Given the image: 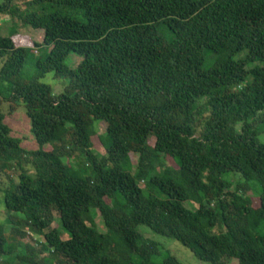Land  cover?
<instances>
[{"label": "trees", "instance_id": "trees-1", "mask_svg": "<svg viewBox=\"0 0 264 264\" xmlns=\"http://www.w3.org/2000/svg\"><path fill=\"white\" fill-rule=\"evenodd\" d=\"M0 14L43 32L0 35L2 264H182L139 227L202 263L264 264V0H5ZM20 103L36 150L5 123L1 105Z\"/></svg>", "mask_w": 264, "mask_h": 264}, {"label": "rangeland", "instance_id": "rangeland-1", "mask_svg": "<svg viewBox=\"0 0 264 264\" xmlns=\"http://www.w3.org/2000/svg\"><path fill=\"white\" fill-rule=\"evenodd\" d=\"M5 0H0V3H3ZM21 1L16 3L18 6L20 5V9H24V6H21ZM162 33L165 34V29L161 30ZM14 33H17L16 35V42L18 45L22 46H31L32 43H41L42 38H43V32L41 30H32L29 27H22L20 22L17 20L16 16L10 17L9 15H3L0 14V35L1 36H10L14 35ZM169 37V36H168ZM38 53L36 50H33V54L30 53L28 56L27 64L25 66L24 70V75L32 74L34 71V61L37 59L36 56ZM71 61V66L75 67L79 62L80 59L74 56L70 57ZM42 83H45L49 85L53 91L54 94H59L62 91V87L65 84V81L63 80H58L53 77V74H48L45 76L44 79L41 80ZM2 112L5 114L6 119L5 123L9 127L11 133L10 136L17 138L21 141V147H23L26 150H36L37 146L35 144V141L33 139L32 134L29 131L30 125H29V120L25 115V109L23 105L20 103L17 105L15 108L14 112L9 114V105L8 104H2L1 105ZM257 131V139L259 142L264 144V125H259L255 127ZM97 136L102 135L105 130H106V125L104 123H100L97 125ZM152 141L150 140V143ZM93 143H94V150L98 154V158H101V156L104 154L103 149H101L100 144L98 142L97 137L93 138ZM46 149H50L49 147H45ZM81 161V158L79 159ZM131 162L133 164L136 163V157L132 156L131 157ZM259 204V201L257 199H253V205L257 207ZM6 212L2 204V194L0 193V224H5L6 222ZM17 218H22L21 215H17ZM94 222L97 225V228L100 232H104V224L100 216H97L94 219ZM138 231L143 233H149L150 236L153 237V240L158 242L161 247L165 250H168L171 255L175 256L182 264H206L200 262L188 249L183 247L181 244L178 242L168 239V238H163L157 235L152 234L149 232L147 229L143 227H139ZM4 233L7 236L8 240L12 244V246H15V250H18V252L25 254V251L21 249V247H16L15 241H12L11 238H16L17 240L19 239L22 242V239L20 236H18L16 233L11 230L10 226L5 225L4 226ZM28 238H24L23 242L25 244H29L30 246H33V242H31L30 235L26 234ZM145 235V234H144ZM67 237V235H64ZM9 241H7V246L10 247ZM36 249L38 248L36 245L34 246ZM14 256V255H13ZM0 264H2L0 262ZM229 264H235L234 261H230Z\"/></svg>", "mask_w": 264, "mask_h": 264}]
</instances>
